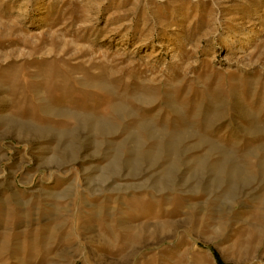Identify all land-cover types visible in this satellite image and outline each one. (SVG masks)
I'll return each mask as SVG.
<instances>
[{"label": "rangeland", "instance_id": "obj_1", "mask_svg": "<svg viewBox=\"0 0 264 264\" xmlns=\"http://www.w3.org/2000/svg\"><path fill=\"white\" fill-rule=\"evenodd\" d=\"M0 264H264V0H0Z\"/></svg>", "mask_w": 264, "mask_h": 264}, {"label": "bare ground", "instance_id": "obj_2", "mask_svg": "<svg viewBox=\"0 0 264 264\" xmlns=\"http://www.w3.org/2000/svg\"><path fill=\"white\" fill-rule=\"evenodd\" d=\"M55 112H56V113H57V112H58V113H63V111H62V110H59V108H58V110L56 109ZM67 113H69V112H65V114H67ZM70 113H71V112H70Z\"/></svg>", "mask_w": 264, "mask_h": 264}]
</instances>
